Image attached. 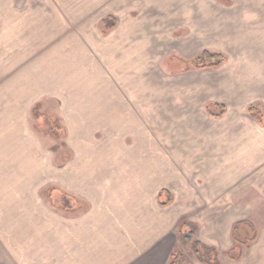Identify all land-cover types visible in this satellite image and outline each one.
Listing matches in <instances>:
<instances>
[{
	"label": "crops",
	"instance_id": "obj_1",
	"mask_svg": "<svg viewBox=\"0 0 264 264\" xmlns=\"http://www.w3.org/2000/svg\"><path fill=\"white\" fill-rule=\"evenodd\" d=\"M219 2L199 0L202 5L212 6L201 10L204 21L210 25L204 26L211 31L212 42L208 48L224 55L226 62L217 70L204 72V79L199 77V80L190 81L189 84V100L199 103L195 107L200 105L199 111L190 116L191 125L197 128V135L203 136L204 133L205 140L200 148L205 150L206 157L201 161V166L211 175L213 189L210 199L206 197L205 206L198 210L191 186L187 200L182 203L177 200L179 193L178 189L174 192V187L164 186L151 191L152 195L149 193V160L145 156L148 134L143 131V118H146L145 125L148 118L147 110H143V107L147 104L127 92L132 81L131 70L143 69L142 56L137 55L133 61L134 52L123 50L122 56L116 60L105 58L103 62L114 72L113 79L112 75L107 78L100 75L95 58L91 60L92 65L81 69L71 65V77L83 78V84L79 83L78 87L77 84L59 80L68 73L65 67L55 68L56 72L50 69L46 74L40 71L32 78L30 76L25 84L40 86L45 82L52 83L49 77L63 72L64 75L56 77L52 90L70 91L67 99H63L65 102L61 111L70 139L80 137L76 143L80 153L73 172L65 173L63 181L74 196L83 198L89 204L88 212L73 220L61 218L60 222H37L36 204L31 195L33 192L21 191V185L18 192L15 175L5 189L6 180L1 177L0 264H166L175 245L174 238L173 244L170 238L167 241L166 238L174 228H178L185 218H182L183 215H187L185 219L195 225L196 239L218 252L220 264H264V227L260 228L252 220L254 213L261 212L262 200L264 203V133L260 124L246 113L254 103H264V57L260 56L264 54V49L259 43L258 46H249L241 40L244 37L240 35V27L244 28L245 23L244 13L240 11V0ZM192 28L186 39L188 49L194 47L193 35L198 31L194 27L191 32ZM131 33L127 29L121 34L123 46L127 44ZM112 49L109 48L111 54ZM146 64L147 58L144 68L148 70ZM88 69L92 76L84 72ZM142 75L137 74L136 79L142 78ZM211 103L225 108L221 118L206 114V105ZM96 112L100 113L101 118L88 120ZM8 119L10 124L13 120L17 121L16 118ZM106 123H110L115 135V138L110 139L109 171L112 174L124 167L121 170L130 173L129 181L128 175H124L110 176L109 183H97L104 177L100 167L106 161L105 150L92 141L90 131L92 127L97 128V125ZM209 124L214 128L208 129ZM2 133L0 145L3 150L0 157L9 160L7 166L13 169L14 159L19 161L21 158V151L17 150L21 144L17 141L18 129L8 126L7 132ZM128 133L139 138L134 139L129 149L123 140ZM10 142L13 144L9 145ZM29 148L23 150L31 152ZM190 160V165L187 163L189 167H195V159ZM157 165L156 173L162 179L165 163ZM168 170L173 173L170 166ZM191 172L196 173L194 168ZM23 174V181L29 183L33 173ZM180 188L187 189L186 185ZM162 190L167 192L163 200H172L167 206L159 205L158 198ZM83 209L81 204L72 211L62 212L73 217ZM166 209L171 210L167 217ZM197 214L207 216L205 219H193L192 215ZM230 217H234L231 224ZM240 221L251 222L257 235L243 249L240 261H230L223 253L233 247L232 230L235 223ZM4 247L9 253L4 252ZM190 253L192 258L186 260V264H202L195 259L191 249Z\"/></svg>",
	"mask_w": 264,
	"mask_h": 264
},
{
	"label": "rangeland",
	"instance_id": "obj_2",
	"mask_svg": "<svg viewBox=\"0 0 264 264\" xmlns=\"http://www.w3.org/2000/svg\"><path fill=\"white\" fill-rule=\"evenodd\" d=\"M212 1L220 3L221 0ZM211 7L209 4L202 5L199 0H0V122L5 118V121L0 123V135L3 137L2 132H7L8 126L17 127V141L21 143L17 149L21 151V158L19 161L14 159V171L7 166L9 160H2L0 157V178H5L4 188L7 189L15 175L18 192L20 185L21 191L33 192L31 195L36 204L37 222H60L61 218H80L88 212L89 204L83 198L74 196L63 181L65 173L73 172L80 153L76 146L80 137L70 139L61 111L65 102L63 99H67L70 91L52 90L57 81L56 77L64 75L63 72L49 77L48 80L52 83L45 82L40 86H29L25 81L40 71L46 74L50 69L62 66L68 73L59 80L77 84L78 87L79 83L83 84V78L71 77V65L81 69L92 65V58H95V63H99L95 65L99 66L97 69L100 70V75L106 78L112 75L113 79L114 72L103 60H116L122 56L123 50L134 52L133 61L137 55L142 56L144 62L147 58L148 70H145L144 62L143 69L131 70L132 81L127 92L133 97L138 96V100L141 98L143 104H147L143 107L148 115L147 125L144 123L146 118H143V131L148 134V150L145 156L149 160L150 195L151 191H157L161 187H174V192L178 189L179 193L177 200L182 203L187 200V192L191 186V192L197 199L198 210L205 206L206 197L210 199L213 189L211 175L201 166V161L206 157L205 150L200 148L205 140L204 133L203 136L197 135V128L191 125L190 116L199 111L200 105L195 107L199 103L189 100V84L190 81L199 80V77L204 79L206 71L217 69H192L184 73H172L171 70L174 72L176 68H180L178 64L182 61H191L201 50H211L208 48L212 42L211 31L204 28L210 25L204 21L201 12ZM240 11L244 13L242 16L245 23L244 28L240 27V35L244 37L241 38L242 42L249 46H258L259 43L264 49V0H240ZM106 16L116 18L117 22L112 30L101 25ZM189 26H193L191 32L194 27L197 29L202 26L193 35L195 45L191 49H188V43L186 44L190 33ZM127 29L132 33L127 38V44L123 46L120 42L121 34ZM110 47L113 48L112 54ZM260 56L264 57V54ZM169 59L172 60L173 66L172 63L168 65ZM84 72L92 76L90 69ZM139 73L143 74L142 78L136 79ZM29 94L31 95L28 96ZM251 107H256L262 114L260 126L264 133V103L257 102ZM246 113L248 114V111ZM90 117L88 120L101 118L97 112ZM8 118H16L17 121L13 120L11 125ZM46 121L59 124L63 130L49 129L50 125H44ZM210 125L212 124L208 125V129H213ZM90 132L92 141L105 150L106 161L100 167L104 177L97 183H109L110 178L124 175H128L129 181L130 173L121 170L124 167L115 170L116 173L113 171L111 174L109 171L110 139L115 138L110 123L97 125V128L94 126ZM136 137L137 135L126 134L124 145L128 149L132 148L134 139L139 140ZM11 144L13 142L9 145ZM28 147L31 152L23 150ZM2 150L0 145V154ZM190 159H195V167H189ZM162 162L166 167L162 175V179L165 177L163 180L156 173L157 164ZM169 166L173 173L167 171ZM192 168L196 173L191 172ZM24 172L33 173L29 183L23 181ZM181 185H186L187 189L180 188ZM62 195H70L73 205L82 204V212L73 217L66 216L67 212L63 213L59 209L61 199L65 198ZM2 199L3 197H0V200ZM263 204L262 200L261 212L254 213L252 218L260 228L264 227ZM170 211L166 209V217ZM206 216L192 215L193 219H205ZM183 217L188 218L187 215ZM233 219L234 217L229 218L230 224ZM168 238L171 244L174 238L173 250L180 248L186 260L192 258L188 246L183 247L180 243L177 227L166 241ZM3 249L5 253H9L6 247ZM168 261L169 257L166 264Z\"/></svg>",
	"mask_w": 264,
	"mask_h": 264
},
{
	"label": "trees",
	"instance_id": "obj_3",
	"mask_svg": "<svg viewBox=\"0 0 264 264\" xmlns=\"http://www.w3.org/2000/svg\"><path fill=\"white\" fill-rule=\"evenodd\" d=\"M101 25L108 30H112L115 25L116 21L112 16H106L101 21ZM105 34V33H103ZM226 62V58L224 55L204 50L199 53L194 59L191 61H182L180 64V68H176L172 73H184L190 70H202V69H218ZM173 62L169 59L168 65ZM176 65V64H175ZM173 68V67H172ZM34 109V108H33ZM206 114L212 118H221L225 114V108L219 104H207L205 108ZM248 114L254 118L259 124H262L263 116L260 111L256 107H249ZM45 118V116H43ZM57 120V118H56ZM47 125H50L48 128L53 129L56 131L58 128L60 131L63 128L59 124H50L46 121ZM63 199H61V203H59L60 210L62 211H72L76 207L73 205L72 198L68 197L67 195H62ZM167 196V192L162 190L159 193V205L160 206H167L171 203V199L167 198L163 200V197ZM67 198V199H66ZM69 199V200H68ZM256 231L254 226L249 221H240L235 223L233 230H232V239L234 242L233 247L228 250L224 255L230 261H240L243 257V249L250 243L256 239ZM178 237L180 243L183 247L189 246L191 252L195 259L202 263V264H220L219 262V254L213 248L206 246L199 242L196 239V227L194 224L190 223L188 220L183 219L178 225ZM168 264H186V257L182 249L175 248L172 253L170 254Z\"/></svg>",
	"mask_w": 264,
	"mask_h": 264
}]
</instances>
